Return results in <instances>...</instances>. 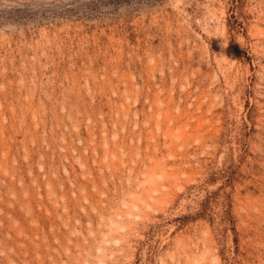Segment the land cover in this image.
Listing matches in <instances>:
<instances>
[{
    "label": "rangeland",
    "instance_id": "rangeland-1",
    "mask_svg": "<svg viewBox=\"0 0 264 264\" xmlns=\"http://www.w3.org/2000/svg\"><path fill=\"white\" fill-rule=\"evenodd\" d=\"M0 264H264V0H0Z\"/></svg>",
    "mask_w": 264,
    "mask_h": 264
}]
</instances>
